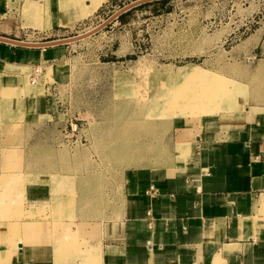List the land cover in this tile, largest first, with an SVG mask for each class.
<instances>
[{
    "label": "crops",
    "instance_id": "0c3cea01",
    "mask_svg": "<svg viewBox=\"0 0 264 264\" xmlns=\"http://www.w3.org/2000/svg\"><path fill=\"white\" fill-rule=\"evenodd\" d=\"M64 1L0 0V37L84 20L66 22L77 8L63 10ZM8 45L0 43V264H264V106L173 118L169 163L123 171L118 203L99 214L81 197L87 180L26 167L25 140L54 120L57 87L42 77L29 95L20 70L43 48Z\"/></svg>",
    "mask_w": 264,
    "mask_h": 264
},
{
    "label": "rangeland",
    "instance_id": "374dc122",
    "mask_svg": "<svg viewBox=\"0 0 264 264\" xmlns=\"http://www.w3.org/2000/svg\"><path fill=\"white\" fill-rule=\"evenodd\" d=\"M136 1L80 0L77 5L65 0L63 10L77 8L66 22L84 20L50 33L29 28L13 40L75 38ZM162 1L135 7L84 40L40 49L44 56L20 70L29 95L36 94L33 87L42 77L57 87L54 120L32 128L25 140L26 167L87 180L81 197L99 214L118 203L123 171L169 163L173 118L264 106V0ZM28 9L33 4H26ZM258 85L260 93L253 90ZM210 94L213 100L202 105L204 114L192 115L199 97ZM40 210L26 217L33 220L43 214ZM16 226H10L14 235Z\"/></svg>",
    "mask_w": 264,
    "mask_h": 264
},
{
    "label": "water",
    "instance_id": "95a60500",
    "mask_svg": "<svg viewBox=\"0 0 264 264\" xmlns=\"http://www.w3.org/2000/svg\"><path fill=\"white\" fill-rule=\"evenodd\" d=\"M155 1H160V0H139V1H136V2H134L128 6L124 7L123 9H121L119 12L114 14L112 17H110L107 21H105L102 25H100L99 27H97L93 31L86 33L84 35L75 37V38L63 39V40H58V41L46 42V43H23V42L9 40V39H5V38L0 37V43H5V44L17 46V47H25V48H48V47L66 45L69 43L81 41V40H84V39L98 33L102 29L106 28L114 19L118 18L123 13H125V12L135 8V7L141 6L143 4L155 2Z\"/></svg>",
    "mask_w": 264,
    "mask_h": 264
},
{
    "label": "bare ground",
    "instance_id": "6f19581e",
    "mask_svg": "<svg viewBox=\"0 0 264 264\" xmlns=\"http://www.w3.org/2000/svg\"><path fill=\"white\" fill-rule=\"evenodd\" d=\"M94 3H95V1H94ZM33 3L32 2H29V5H32ZM194 72V71H193ZM192 72V73H193ZM185 73V72H184ZM192 73L190 74V75H192ZM261 82V81H260ZM256 86V85H255ZM262 86H264V84L262 85ZM258 88H254L253 90L256 92V93H260L261 91H260V87H261V85H258L257 86ZM260 91V92H259ZM200 99L197 101V103L198 104H196V105H194L193 107L195 108V111H199V113H195V114H192V115H202V114H204L202 111H203V109H204V107L202 106L205 102H207V101H212L213 100V98L211 97V94L210 95H208V96H200L199 97ZM230 101V100H229ZM224 110V109H223ZM220 113V112H219ZM124 149V148H123ZM120 151H122L121 149H119ZM118 150V151H119ZM123 152H125L126 153V151L124 150ZM31 215H32V213H29V215H28V217H31ZM40 217V216H39ZM11 228V227H10ZM11 230H12V228H11ZM13 231V230H12ZM9 232V231H8ZM14 232V231H13Z\"/></svg>",
    "mask_w": 264,
    "mask_h": 264
},
{
    "label": "built area",
    "instance_id": "2783aa9c",
    "mask_svg": "<svg viewBox=\"0 0 264 264\" xmlns=\"http://www.w3.org/2000/svg\"><path fill=\"white\" fill-rule=\"evenodd\" d=\"M39 74V70H35L34 71V73H33V75H34V77L36 76V75H38ZM32 81H34V80H32ZM76 125H74V126H71V130L74 132V131H76Z\"/></svg>",
    "mask_w": 264,
    "mask_h": 264
},
{
    "label": "trees",
    "instance_id": "16d2710c",
    "mask_svg": "<svg viewBox=\"0 0 264 264\" xmlns=\"http://www.w3.org/2000/svg\"><path fill=\"white\" fill-rule=\"evenodd\" d=\"M162 2H166V0L165 1H162Z\"/></svg>",
    "mask_w": 264,
    "mask_h": 264
}]
</instances>
